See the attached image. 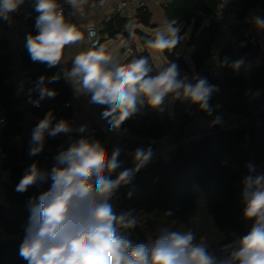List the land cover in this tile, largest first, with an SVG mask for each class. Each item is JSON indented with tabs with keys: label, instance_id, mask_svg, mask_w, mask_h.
<instances>
[{
	"label": "trees",
	"instance_id": "trees-1",
	"mask_svg": "<svg viewBox=\"0 0 264 264\" xmlns=\"http://www.w3.org/2000/svg\"><path fill=\"white\" fill-rule=\"evenodd\" d=\"M218 2L174 0L168 7L170 24L175 23V27L185 24V28L192 26L188 46L193 47V51L190 63L177 55L176 48L162 54L168 63H177L182 73L190 74L189 81L193 79V70H203L216 34L214 25H206V21L216 10ZM258 5L264 10V0H242V17ZM133 25L155 27L150 22V15L141 12L132 19L122 20L119 25L120 31L127 32L129 46L134 44L132 35L135 34L148 48L146 40L153 37L139 29L127 31ZM37 31L32 25L26 37L37 34ZM240 44L245 52L251 49L242 36ZM131 52V58L126 62L145 58L152 70L150 75L159 71L147 50L138 52L132 49ZM220 59L221 78L213 81L206 75L208 83L216 86L208 101L210 115L188 100L174 99L169 108V101L173 98L169 95L160 108H152L145 100L120 127L124 152L119 158L117 172L135 167V149L150 148L152 152L150 161L135 172L130 184L122 185L116 191L112 201L117 215L127 208L134 210L138 224L127 230L133 244L155 239L159 229L167 225L177 231L191 229L198 241L207 243L210 253L219 256L224 245L246 234L254 223L244 218L240 203L242 181L249 174V165L254 168L253 174H264V53L255 56L248 76L234 71L227 49L221 50ZM22 62L34 84L40 76L50 78L60 72V65L48 68L45 64L33 62L27 49ZM10 66L11 60L0 54V105L6 109L7 121L0 132V147L3 149V169L11 172L5 190V204L0 206V226L6 235L5 239L0 237V264H26L19 249L30 216L29 201L47 191L51 181L37 183L23 193L15 190L28 166L29 145L24 138V113L17 110L18 91L7 83L12 76ZM47 87L57 94L54 98H45L39 108L32 109L38 121L31 124L29 138L34 127L49 112L54 117L53 125L60 119L71 124L73 111L65 106L71 99V92L63 76ZM248 87L260 94L256 98L247 97ZM32 95L39 98L35 90ZM241 118L245 123L240 122ZM71 126L73 131L67 135L46 137L42 152L35 158L40 169L50 171L56 164L54 157L79 138L73 124ZM246 138L249 144L244 148ZM91 139L99 140L107 148V138L102 132L98 131ZM169 211L173 215L165 216Z\"/></svg>",
	"mask_w": 264,
	"mask_h": 264
},
{
	"label": "clouds",
	"instance_id": "clouds-1",
	"mask_svg": "<svg viewBox=\"0 0 264 264\" xmlns=\"http://www.w3.org/2000/svg\"><path fill=\"white\" fill-rule=\"evenodd\" d=\"M23 2L0 0V17L8 20ZM66 2L78 9L82 0ZM35 11L37 34L26 37L31 60L48 68L67 65L65 49L84 43V32L66 20L58 0H35ZM255 23L264 28V19L256 18ZM174 24L147 39L146 46L161 52L173 49L180 41L179 28ZM93 37L95 32L89 30L91 47L72 58L70 69L65 67L50 78H38L34 90L39 99L30 100L33 106L54 98L57 93L47 84L63 76L77 96H90L91 104L104 106L101 117L110 131H118L145 100L152 108H160L169 95L197 104L211 114L208 101L216 86L206 78L194 77L193 83L186 75L181 77L178 64L172 62L150 75L147 59L122 62L118 53L99 45ZM241 64L238 60L231 67L238 69ZM53 120L49 112L34 127L29 156L42 152L46 137L73 131L67 120L60 119L54 125ZM77 131L84 133L86 126ZM120 155V148L109 153L99 140L80 136L54 157L56 164L50 171L40 169L37 163L25 170L15 188L17 192L51 181L47 191L29 201L30 216L19 249L27 264H264V174H253L254 168L249 165V174L242 181L241 201L244 218L254 223L246 234L224 245L218 256L210 253L207 243L198 241L191 229L177 231L167 225L159 229L155 239L133 244L127 230L138 224L134 210L117 215L112 201L116 191L130 184L135 172L150 161L152 152L150 148L135 149V167L117 172ZM172 215L171 211L165 213Z\"/></svg>",
	"mask_w": 264,
	"mask_h": 264
},
{
	"label": "crops",
	"instance_id": "crops-1",
	"mask_svg": "<svg viewBox=\"0 0 264 264\" xmlns=\"http://www.w3.org/2000/svg\"><path fill=\"white\" fill-rule=\"evenodd\" d=\"M120 1H122V0H103V3H101V0H86L85 4L81 7H78V9H72V10H68L65 12L64 15H65L66 20H68L69 22L75 23L80 28V30L84 32L85 42L82 43L81 45H79L78 47L65 49V57L67 59V65L61 64L60 65L61 70L65 67L70 69L72 58L78 52L86 50L88 48V42H87V28L88 27L96 26L98 28L101 43L103 42V40H105L106 37L113 38L112 34H114V33H116V36L117 35H123L124 36V33H127V32L120 31V27H119L121 21L125 20V19L115 16L116 5ZM173 1L174 0H172V2L166 6H157L155 4H149L148 5L147 14L150 15L151 24H153L155 27L157 26V24L155 23V19L153 18V13H158L159 15L164 14L166 17L165 23L168 25L170 24L168 21V7L173 3ZM20 10H21V8L19 5V7L15 10V12H20ZM139 13H141V12H139ZM108 17H112V20L109 22L106 21V19ZM134 17H136V16H134ZM256 18L264 19V10H263V7L261 5H258L254 9L250 10L245 16H243V17L241 16L240 21L237 23L238 35L243 37V34L247 31H249L254 36L264 40V28L258 27L256 25V23H255ZM35 21H36V19H34L30 22V30H31L32 25L35 26ZM183 25L184 26L182 28L181 34H182L183 30H185V33H186L187 28H190V30H191L190 35L188 37V41H189V38H190L191 33H192V26L185 28V24H183ZM206 25H209L208 20L206 21ZM140 26H142V25H140ZM136 27H139V26H134V25L129 26L127 28V31L131 32V31L135 30ZM214 28H215L216 33H217V29L215 26H214ZM30 30H28V31L22 30L21 26L18 23L12 29L0 28V54L4 57H8L11 60L10 70L12 72V76L10 77L9 80H7V83L14 85L18 91L19 105L17 107V110L24 113V117H25V135H24V138L27 141L28 145H29V140H30L29 135H28L29 128L33 122L38 121V118L32 113V109L35 107L32 106V104L30 102V100H33L34 98H38V97H35L32 95V91L35 88V84L34 83L26 84L22 78V75H21L22 67H24L23 62H22V56H23L24 50L27 49V47H26V34ZM132 36L134 38L133 47H134V49L137 50L136 38L138 39V37L136 35H135V37H134V35H132ZM149 36L153 37L152 35H149ZM124 37H127V35ZM138 41L142 45V43L140 42L139 39H138ZM188 41H187V45H188ZM142 47H143L144 51L145 50L148 51V48H146L143 45H142ZM175 48H176V53H177L178 45H176ZM190 48H191V52L189 53L188 60H186L184 58V55H180L189 63H190V55L193 51V47H190ZM130 50H132V49L130 48ZM261 53H264V52H260V54ZM253 62H254V60H253ZM197 73H199V72H195L193 70V77ZM181 74L184 75L185 73L181 72ZM188 75L190 76V74H188ZM63 79H64L67 87L69 88V90L71 92V99L68 102L71 103V106L69 108H71L73 111V117H72L71 124H73L74 128L77 130L80 126L83 125V126H86V129H88L89 127H101V126L108 124L107 121L102 119V117H101V113L104 110V106L91 104L89 102L90 96H87V95L77 96L74 92V89H73L71 83L68 82L64 77H63ZM66 104H65V106H66ZM35 117L37 118L36 121L34 120ZM77 133H79V132L77 131ZM105 136L107 138V149H108L109 153H111V151L114 148H120L121 154L124 152L123 151L124 150L123 149V131L121 130V128L119 129L118 132L109 133ZM29 148H30V145H29ZM0 230H2L1 226H0Z\"/></svg>",
	"mask_w": 264,
	"mask_h": 264
},
{
	"label": "built area",
	"instance_id": "built-area-1",
	"mask_svg": "<svg viewBox=\"0 0 264 264\" xmlns=\"http://www.w3.org/2000/svg\"><path fill=\"white\" fill-rule=\"evenodd\" d=\"M85 2L86 0H82V2L79 4V7L83 6ZM171 2L172 0H122L116 5L115 16L123 19H131L134 16H137L139 12L147 13L149 4L166 6ZM58 3L62 7L64 14L66 11L74 9L69 3L66 2V0H58ZM20 8V12H11L9 14L8 20L0 17V28L12 29L18 23L22 30H30V22L36 19L38 16V13L35 11V0H24V2L20 5ZM241 16L242 0H219L216 10L210 15L208 19L209 23H212L216 27L217 33L210 44L208 55L204 60L203 70L197 73L194 77L206 78L207 75L213 81L219 80L223 74V68L220 59V52L222 49H227L229 51L232 63L238 60L242 61V64L238 69L233 68L234 71L242 72L245 76H248L251 73L255 55L260 52H264V40L254 36L249 31L245 32L243 34V38L249 42L251 50L247 52L243 51L240 44V36L237 33V23L240 21ZM111 20L112 17H108L106 19L107 22ZM89 30L95 32V37H93V40L101 45L102 43L98 28L96 26H90L87 28L88 48L91 47V42L88 41ZM21 75L26 84L33 83V79L25 67H22ZM191 82L194 83L195 80L192 79ZM259 94L260 92H253L250 87H248L246 90V96L249 98H256ZM36 99L38 98H34L33 100ZM31 104L33 106V103ZM70 106L71 103L68 102L66 107ZM34 120L36 121L37 118L35 117ZM6 122V109L3 106H0V132L6 126ZM240 122L245 123V120L241 118ZM98 131L102 132L104 135H107L109 133H116L119 130L110 131L109 125L106 124L101 127H89L84 133L79 132L78 137L80 138V136H87L91 139L92 136ZM246 140L247 142L244 148H247L249 144L248 138H246ZM27 168L28 166L24 169L23 173H25ZM10 179V170L3 169V149L0 147V206L5 204V190L10 183ZM240 205L243 209L244 205L242 201ZM0 237L2 239L6 238V235L2 230H0Z\"/></svg>",
	"mask_w": 264,
	"mask_h": 264
},
{
	"label": "rangeland",
	"instance_id": "rangeland-1",
	"mask_svg": "<svg viewBox=\"0 0 264 264\" xmlns=\"http://www.w3.org/2000/svg\"><path fill=\"white\" fill-rule=\"evenodd\" d=\"M153 18L155 19V23L157 24L156 27L147 28L144 26H139V27H136V29H139L143 33L148 34V35H152L153 37H155L156 33L165 30V28L167 27L168 24L165 23L166 17L164 14L159 15L158 13H153ZM183 26H184L183 24H180L177 26V28H179L178 35L180 36V41L177 44L178 45L177 55H179V56L184 55V58L186 60H188L189 53L191 52V48L187 45V41H188V37L190 35L191 30H190V28H187L186 33L181 34ZM133 35L135 37V34H133ZM136 44H137L136 48H137L138 52L144 51L142 45L139 43L137 38H136ZM102 45H104L110 51H112L114 53H118L120 55V57L122 58V62H126V60L131 58V50L129 48L134 49L133 45L129 46V39L127 37H124L123 35H117L116 38L106 37L105 40H103ZM148 52L152 56L154 64L158 68H160V66H162V65L167 66L168 62H166V60L164 59L161 51H157V50L148 48ZM185 75L188 77V79H190L191 75L189 76L188 74H184V75L181 74V76H185ZM174 99L175 98H172L169 101V108H171Z\"/></svg>",
	"mask_w": 264,
	"mask_h": 264
},
{
	"label": "water",
	"instance_id": "water-1",
	"mask_svg": "<svg viewBox=\"0 0 264 264\" xmlns=\"http://www.w3.org/2000/svg\"><path fill=\"white\" fill-rule=\"evenodd\" d=\"M127 33H124V36H126ZM112 37L115 38L116 37V33L112 34ZM182 77V76H181ZM35 158L36 156H29V162H28V167L32 164L35 163ZM129 210V208H127L125 211ZM251 222H254L253 220H250ZM23 259V258H22ZM23 261L27 264V261H25L23 259Z\"/></svg>",
	"mask_w": 264,
	"mask_h": 264
}]
</instances>
